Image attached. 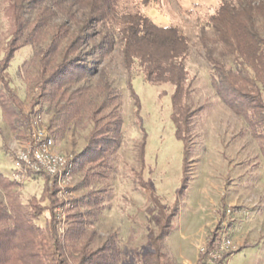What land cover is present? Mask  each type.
Here are the masks:
<instances>
[{
    "label": "trees",
    "instance_id": "obj_1",
    "mask_svg": "<svg viewBox=\"0 0 264 264\" xmlns=\"http://www.w3.org/2000/svg\"><path fill=\"white\" fill-rule=\"evenodd\" d=\"M119 1L0 0V10L9 24L8 39L0 45L3 120L12 130L22 126L29 132L31 119L45 105L52 112L51 125L61 138L73 122L86 116L91 127L86 145L76 159L77 168L83 173L82 184L88 188L94 179L106 178L110 159L120 149L123 139L121 96L112 87L106 68L98 71L94 86H78L93 74L79 53L86 41L104 55L118 43L130 92L135 69L145 84L172 89V121L176 137L185 148V188L187 135L195 114L188 105L190 84L185 62L190 50L189 39L176 26H159L139 10H120ZM152 1L140 3L149 6ZM27 9L34 12L32 20L25 17ZM256 19L262 20L264 29V0H237V4L220 0L208 17L214 37L202 32L199 43L205 61L212 68V88L226 107L245 122L251 137L258 141L264 159V37L254 25ZM27 46L33 50L30 63L34 75L28 82L33 88L31 110L25 115L7 70L15 54ZM226 60L235 66L228 65ZM136 146L142 167L143 142L137 141ZM137 175V183L142 184L141 173ZM18 186L0 169V190L5 198L4 202L0 201V264L170 263L163 242L170 234L171 216L158 207L159 216L152 215L156 230L149 234L145 245L127 255L115 236H109L97 248L92 247L98 238L91 220L94 211L99 210L96 192H89L91 199L87 196L70 210L63 208L57 190L47 182L41 196V201L48 203L46 207L35 197L23 205L16 192ZM148 190L150 194L152 189ZM150 196L154 202L155 198ZM79 206L85 210L80 211ZM60 208L64 218L58 215ZM44 210L48 212V219L41 227L36 220ZM215 238L216 234L209 235L206 250L217 246ZM227 256L214 264H221ZM204 258L200 254L196 264H204Z\"/></svg>",
    "mask_w": 264,
    "mask_h": 264
},
{
    "label": "rangeland",
    "instance_id": "obj_2",
    "mask_svg": "<svg viewBox=\"0 0 264 264\" xmlns=\"http://www.w3.org/2000/svg\"><path fill=\"white\" fill-rule=\"evenodd\" d=\"M232 1L237 4V0ZM140 2L120 0L119 9L139 10L159 26H176L189 39L190 50L185 62L190 84L188 105L195 114L187 135L185 188V148L176 137L172 121V89L145 84L139 70L135 69L130 92L118 43L104 55L86 41L79 53L93 74L78 86H94L98 71L106 68L112 87L121 96L123 139L120 149L110 159L109 175L103 180L94 179L88 188L83 186V173L78 170L76 159L86 145L91 124L83 116L60 138L56 127L51 125L52 112L45 105L40 114L31 119L29 132L22 126L12 130L4 122L0 109V169L19 184L16 192L23 205L35 197L46 207L47 201H41L46 182L57 190L64 209L72 210L73 205L87 196L91 199L89 192H96L99 210L94 211L91 220L98 238L93 248L99 247L109 236L116 237L127 255L142 247L149 234L156 230L152 215L159 216L158 207L171 216L170 234L163 242L169 264H196L200 254L205 255L204 264H214L202 250L206 249L209 235L216 234L217 243L224 233L235 250L224 254L228 256L221 264H264V159L260 145L251 137L242 118L234 115L212 88V68L205 61L199 43L202 32L214 37L208 17L220 0H153L149 6ZM25 17L32 20L34 12L27 9ZM254 25L264 37L262 20L256 19ZM8 29V20L0 10L1 46L8 39ZM32 55L31 47L20 49L7 70L10 85L25 115L31 110L33 88L28 82L34 75L30 63ZM226 63L235 66L231 60ZM37 120H40L38 126L53 133L55 150L75 160L64 195L55 178L16 171L15 154L29 142ZM139 140L143 142L142 167L136 146ZM140 173L142 184L137 183ZM148 188L152 189L154 202ZM0 201H5L2 190ZM63 208L58 215H63ZM79 209L85 210L83 206ZM47 219L48 212L44 210L36 224L43 227Z\"/></svg>",
    "mask_w": 264,
    "mask_h": 264
},
{
    "label": "built area",
    "instance_id": "obj_3",
    "mask_svg": "<svg viewBox=\"0 0 264 264\" xmlns=\"http://www.w3.org/2000/svg\"><path fill=\"white\" fill-rule=\"evenodd\" d=\"M38 122L40 120L33 123L35 128L29 137V142L15 154L16 171L32 175L43 174L55 178L61 188V195H64L65 186L67 187V183L71 179L73 159L55 150L54 136L44 126H38ZM59 216L64 218L63 215ZM218 240L214 249L202 250L212 262L235 250V246L227 233H224Z\"/></svg>",
    "mask_w": 264,
    "mask_h": 264
}]
</instances>
